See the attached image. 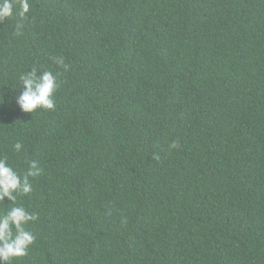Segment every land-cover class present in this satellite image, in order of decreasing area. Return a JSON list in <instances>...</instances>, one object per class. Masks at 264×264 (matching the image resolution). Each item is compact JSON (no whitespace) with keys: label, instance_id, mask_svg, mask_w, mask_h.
<instances>
[{"label":"trees","instance_id":"16d2710c","mask_svg":"<svg viewBox=\"0 0 264 264\" xmlns=\"http://www.w3.org/2000/svg\"><path fill=\"white\" fill-rule=\"evenodd\" d=\"M29 3L0 23V157L43 169L14 264H264V0ZM34 67L55 110L15 104Z\"/></svg>","mask_w":264,"mask_h":264},{"label":"clouds","instance_id":"9594fccd","mask_svg":"<svg viewBox=\"0 0 264 264\" xmlns=\"http://www.w3.org/2000/svg\"><path fill=\"white\" fill-rule=\"evenodd\" d=\"M30 9L29 0H19L18 6L15 0H0V23L17 15L23 20ZM21 28L22 24L18 21L13 34L21 35ZM52 59L58 67L68 70L69 66L62 56ZM19 80V88L22 86L23 91L15 96L14 101L21 111L34 113L38 109L55 110L54 96L59 87L56 74L34 67L21 74ZM172 146L175 147V144ZM23 148L20 142L13 145L15 153H21ZM42 172L43 169L35 160L28 161L26 171H18L7 157H0V203L7 198L13 205L7 211L0 212V264H14L19 258L25 257L35 243L36 238L27 230L26 225L37 221L38 216L29 212L22 203L18 204L17 197L31 193L32 179L39 177Z\"/></svg>","mask_w":264,"mask_h":264}]
</instances>
